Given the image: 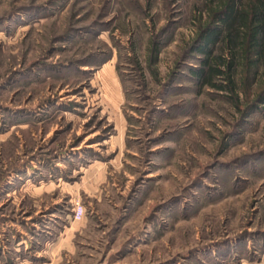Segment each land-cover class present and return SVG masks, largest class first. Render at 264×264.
<instances>
[{
    "label": "rangeland",
    "instance_id": "374dc122",
    "mask_svg": "<svg viewBox=\"0 0 264 264\" xmlns=\"http://www.w3.org/2000/svg\"><path fill=\"white\" fill-rule=\"evenodd\" d=\"M197 6L0 0V264H264V66L199 91Z\"/></svg>",
    "mask_w": 264,
    "mask_h": 264
},
{
    "label": "trees",
    "instance_id": "16d2710c",
    "mask_svg": "<svg viewBox=\"0 0 264 264\" xmlns=\"http://www.w3.org/2000/svg\"><path fill=\"white\" fill-rule=\"evenodd\" d=\"M196 1L206 20L189 45L199 61L189 68V76L199 91L228 92V98L238 101L237 72L247 89L264 66V0ZM154 51L156 60L160 48ZM257 99L264 102V91Z\"/></svg>",
    "mask_w": 264,
    "mask_h": 264
},
{
    "label": "built area",
    "instance_id": "2783aa9c",
    "mask_svg": "<svg viewBox=\"0 0 264 264\" xmlns=\"http://www.w3.org/2000/svg\"><path fill=\"white\" fill-rule=\"evenodd\" d=\"M85 207L82 203L76 202L74 205V220L80 221L84 217Z\"/></svg>",
    "mask_w": 264,
    "mask_h": 264
},
{
    "label": "crops",
    "instance_id": "0c3cea01",
    "mask_svg": "<svg viewBox=\"0 0 264 264\" xmlns=\"http://www.w3.org/2000/svg\"><path fill=\"white\" fill-rule=\"evenodd\" d=\"M50 245L53 246L54 244L51 243ZM68 246H70V244H68ZM54 249H55V247H54ZM56 249H60V244L56 246ZM0 252L4 253V248H2V249L0 248Z\"/></svg>",
    "mask_w": 264,
    "mask_h": 264
}]
</instances>
